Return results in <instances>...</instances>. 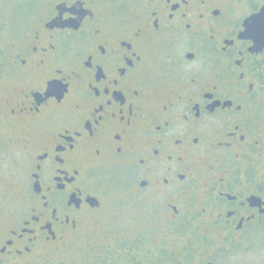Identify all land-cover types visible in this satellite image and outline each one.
<instances>
[{
  "label": "flooded vegetation",
  "instance_id": "1",
  "mask_svg": "<svg viewBox=\"0 0 264 264\" xmlns=\"http://www.w3.org/2000/svg\"><path fill=\"white\" fill-rule=\"evenodd\" d=\"M0 264H264V0H0Z\"/></svg>",
  "mask_w": 264,
  "mask_h": 264
},
{
  "label": "rangeland",
  "instance_id": "2",
  "mask_svg": "<svg viewBox=\"0 0 264 264\" xmlns=\"http://www.w3.org/2000/svg\"><path fill=\"white\" fill-rule=\"evenodd\" d=\"M5 188L0 187V226L5 222V218L2 215V207L9 203L7 195L4 193Z\"/></svg>",
  "mask_w": 264,
  "mask_h": 264
}]
</instances>
